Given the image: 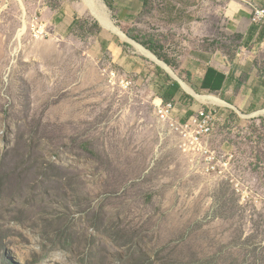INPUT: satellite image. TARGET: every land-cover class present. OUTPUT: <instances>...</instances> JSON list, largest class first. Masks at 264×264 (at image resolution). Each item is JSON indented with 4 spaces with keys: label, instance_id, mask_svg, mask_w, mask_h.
I'll return each mask as SVG.
<instances>
[{
    "label": "rangeland",
    "instance_id": "374dc122",
    "mask_svg": "<svg viewBox=\"0 0 264 264\" xmlns=\"http://www.w3.org/2000/svg\"><path fill=\"white\" fill-rule=\"evenodd\" d=\"M234 1L147 0L130 29L99 3L159 58L201 19L188 8H211L219 32ZM62 6L80 18L64 39L45 21ZM106 31L84 0H0V264H264V115L220 123L232 177L199 173L161 101L93 58Z\"/></svg>",
    "mask_w": 264,
    "mask_h": 264
},
{
    "label": "crops",
    "instance_id": "0c3cea01",
    "mask_svg": "<svg viewBox=\"0 0 264 264\" xmlns=\"http://www.w3.org/2000/svg\"><path fill=\"white\" fill-rule=\"evenodd\" d=\"M104 1L124 29L133 28L147 9V0ZM240 1H234L230 14L225 8V18L217 21L219 32L213 31L211 8H188L201 18L186 25L188 41L176 52L157 57L175 74L150 57L131 51L108 29L98 34L90 52L95 61L105 62L107 70L118 72L132 84L145 85L156 97L155 102L173 101L172 115L181 122L208 104H217L204 102L195 93L212 94L225 101L226 105H217L226 120L232 113L250 118L264 115V27L253 24L251 8ZM249 1L264 7V0ZM79 19L67 6L45 15L52 33L62 39L72 34Z\"/></svg>",
    "mask_w": 264,
    "mask_h": 264
},
{
    "label": "built area",
    "instance_id": "2783aa9c",
    "mask_svg": "<svg viewBox=\"0 0 264 264\" xmlns=\"http://www.w3.org/2000/svg\"><path fill=\"white\" fill-rule=\"evenodd\" d=\"M251 8L252 22L264 27V7L247 0ZM124 87L132 85V81L122 80ZM157 114L160 121L169 125L171 131L178 135L179 146L183 152L196 156L198 161L195 168L203 175H216L229 178L234 170L237 155L216 150L212 145L213 138L224 119L222 110L217 104H208L186 122L175 119L172 115L175 104L165 101L157 105ZM238 192L245 195V185L233 177L231 180Z\"/></svg>",
    "mask_w": 264,
    "mask_h": 264
},
{
    "label": "bare ground",
    "instance_id": "6f19581e",
    "mask_svg": "<svg viewBox=\"0 0 264 264\" xmlns=\"http://www.w3.org/2000/svg\"><path fill=\"white\" fill-rule=\"evenodd\" d=\"M245 3L248 4L247 0H243ZM84 2L87 4V6L89 7L91 13L97 18V20L100 22V24L108 29L109 31H112L113 33L117 34L118 36H120L122 38V40L124 41H128L131 42V44L134 45V47L143 55L150 57L151 59H153L154 61L162 64L163 66H165L169 71H171L173 74H175V72L173 71V69L166 65L163 61H160L151 51L147 50L145 47H143L142 45H140L139 43H137L135 40H132L130 38H128L123 32L122 30L116 25V23L109 17L108 13L105 10V6L103 7L100 3L99 0H84ZM249 6V5H248ZM250 7V6H249ZM42 27H44V33H40ZM26 25L23 26V28L20 30L19 33V38H21V36L26 32ZM47 33L46 31V27L44 25L40 26V30L38 31L37 34H39L40 36H43ZM38 37V36H37ZM186 87L191 91L194 92V90L189 86L186 85ZM195 93V92H194ZM197 95V97L204 101V102H213V103H217L220 105H226L227 103L225 101H223L222 99H220L219 97L212 95V94H199V93H195ZM201 102V101H200Z\"/></svg>",
    "mask_w": 264,
    "mask_h": 264
},
{
    "label": "water",
    "instance_id": "95a60500",
    "mask_svg": "<svg viewBox=\"0 0 264 264\" xmlns=\"http://www.w3.org/2000/svg\"><path fill=\"white\" fill-rule=\"evenodd\" d=\"M42 50V54H56V49L52 44H45V46H38Z\"/></svg>",
    "mask_w": 264,
    "mask_h": 264
}]
</instances>
